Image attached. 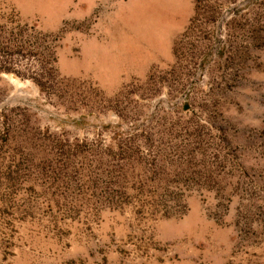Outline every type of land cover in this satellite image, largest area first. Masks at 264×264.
I'll list each match as a JSON object with an SVG mask.
<instances>
[{"label": "rangeland", "instance_id": "obj_1", "mask_svg": "<svg viewBox=\"0 0 264 264\" xmlns=\"http://www.w3.org/2000/svg\"><path fill=\"white\" fill-rule=\"evenodd\" d=\"M0 264H264V0H0Z\"/></svg>", "mask_w": 264, "mask_h": 264}]
</instances>
